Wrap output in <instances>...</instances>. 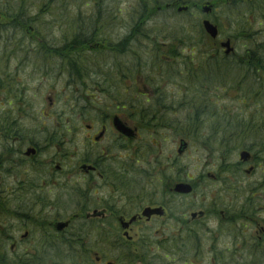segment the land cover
<instances>
[{
	"label": "flooded vegetation",
	"instance_id": "flooded-vegetation-1",
	"mask_svg": "<svg viewBox=\"0 0 264 264\" xmlns=\"http://www.w3.org/2000/svg\"><path fill=\"white\" fill-rule=\"evenodd\" d=\"M49 1L57 13L45 30L62 39L76 36L61 47L52 42L39 61L51 65L55 58L79 70L67 69L74 94L56 115L47 112L54 103L41 110L30 106L20 77L0 75L12 80L0 84V264H245L246 251L254 264H264V106L256 105L254 116L245 108L251 98L264 105V0ZM10 2L0 19H32L28 0H17L13 7L23 11L13 13ZM205 4L207 17L201 14ZM163 13L201 23L208 18L224 36L223 43L211 42L208 57L240 67L236 76H225L222 90L234 93L240 107L208 115L210 139L226 153L210 149V171L198 177L180 176L181 138L168 159L155 143L163 129L181 133L176 117L171 129L161 123L176 108L150 107L156 94L144 85L137 105L115 104L119 92H135L129 37ZM25 31L32 45L41 44L35 29ZM61 48L66 57L56 53ZM218 96L208 93L211 102ZM33 113L49 115L42 124H26ZM73 138L77 145L70 150ZM182 183L189 193L175 190ZM250 225L254 235L248 239Z\"/></svg>",
	"mask_w": 264,
	"mask_h": 264
},
{
	"label": "rangeland",
	"instance_id": "rangeland-1",
	"mask_svg": "<svg viewBox=\"0 0 264 264\" xmlns=\"http://www.w3.org/2000/svg\"><path fill=\"white\" fill-rule=\"evenodd\" d=\"M8 0H1L0 1V11L6 10V4ZM30 2V3H29ZM18 2L17 0H11L10 5L13 7ZM38 5H40L41 11L38 8ZM28 8H32V10L29 9V15L32 18V22H25L27 26H32L33 29H35V34L38 35V37L41 40V44L37 43L36 45H32V42L29 40L28 35L25 34L24 30H19L17 28H9L6 26V22L1 21L0 26V74L1 75H7V76H18L21 78V81L23 84L28 86L27 91H24V95L26 97V101H30V106L37 109H45L49 108L51 104L54 103L53 109L51 111H47L50 115H56L54 114L57 112H63V109L65 107L66 100L70 98V95L73 92L72 88H67V83L70 82V79L67 75V69L70 73L78 75V66L74 67L76 69H72L70 65L66 68L67 64H62V62L58 59L53 58L51 65H46L45 63L40 62L39 60L43 59H35L33 58L35 55L40 54L41 52V46L42 44L48 47H61L64 43L70 41L72 38H74L76 35H67L63 38V35L51 31V30H45L46 28L51 29V19L50 16H53L54 13H57L55 10V5L50 7V1L49 0H28L27 3ZM52 11L48 14V11ZM39 12L38 17L35 18L36 12ZM44 11V12H42ZM26 17V16H25ZM24 20H29V18H24ZM9 23V22H8ZM179 23H182V29L184 32H188L193 34L192 29L194 24L197 25L198 21L193 16H178L176 14L170 15L168 13L166 14H160L156 16L155 18L151 19L149 22L148 27L144 30L145 33L148 32H157L158 26H165L166 27H176ZM165 27V28H166ZM198 27V25H197ZM16 29V30H14ZM181 31H177L178 34H181ZM155 33H152V35ZM118 39H122L124 35L118 34L115 35ZM224 37V36H223ZM223 37H220L219 41ZM9 40H16L17 43L20 46V49H24L26 52L18 53L17 50H15V47L17 44H14V46H9ZM52 42L55 43V45H52ZM160 43H164V41L160 40L158 41ZM132 59L133 62L130 65V68L132 69L131 73L134 76L133 82L135 81L133 85V89L135 87V92H133V96L130 95H124L123 97L119 96L121 92L118 94V98H116L115 104L118 105H124L129 106L130 103L137 105L139 100L141 101L138 91H142V86L144 85L147 90L152 91L155 93L154 89H160L164 93L162 97H167V106L172 107L170 102L178 100L180 97V92L178 91V87L176 88L174 84L172 83V80L168 83H158L157 79L155 78V75H157V71H160L161 67L153 66L152 63V57L155 55L154 48L155 46L148 41H140V42H133L132 43ZM165 49H171L172 44L169 40L164 43ZM52 45V46H51ZM18 46V45H17ZM11 48V49H10ZM49 48V47H48ZM12 52L14 49V55L17 57H10L6 58L7 52ZM166 51V50H165ZM190 50L186 49L184 46L177 45L176 46V56L177 58L174 60H171L172 68L171 69H177L178 71L181 70V61L184 55H188ZM167 55H169L167 53ZM23 57L24 60L21 58ZM78 57V56H76ZM6 58V59H5ZM47 58V57H46ZM78 59V58H77ZM119 60H122L119 58ZM71 61V60H70ZM141 65V66H140ZM125 65H119L120 68L123 70L126 69L124 67ZM163 69V68H162ZM4 70V72H3ZM144 80V81H143ZM152 80V83L150 81ZM176 80V79H175ZM143 82V83H142ZM73 84V82H72ZM237 91V90H231L230 92ZM240 91V89H238ZM118 92V90H117ZM218 98H213V102H215L218 106V109H211L209 112L216 114L221 113L222 108L224 106H227L229 109L240 107V105L236 102L237 99H233L234 93L230 94H224L222 91H218ZM138 98H137V97ZM2 98V95H0V99ZM104 100V98H103ZM146 100V99H145ZM109 101V100H108ZM140 103V102H139ZM150 107L153 105V103H149ZM256 105L264 106L261 102H256L255 98H251L247 100L246 105V115L254 116L255 110L254 107ZM178 106V104L176 105ZM154 107H160L154 105ZM179 107V106H178ZM176 108L175 111H170L166 114H163L162 116H165L166 119H164V123L167 124L171 123L172 125L169 127L171 129L173 127V121L174 117L179 119V122L182 124L184 120L186 119V112L183 111V108ZM48 114V115H49ZM48 115H41V114H32L28 116V120L26 124H31V122H35L36 124H42L43 122H46V117ZM199 119H202L201 121V128L199 131L200 136L191 137L182 135V133L177 134L175 137L170 130H161L162 137L160 141H155V143L159 144V150L160 154L164 159L172 158L176 155V150L178 148L179 140L178 138H181L182 140H185L188 143V149L183 153L185 156H182L180 158L181 162V177L184 179L186 175L190 177H198V173L200 171L209 172L210 171V162L212 159L209 158L208 154H210V147L212 144V141L210 139L211 135H209L210 129H208L210 120L208 115H201ZM31 121V122H30ZM48 122H53L52 120ZM150 129H152L150 127ZM162 129V128H160ZM43 135V134H42ZM39 137V136H38ZM41 137V136H40ZM76 138H73V141ZM210 139V140H209ZM166 142H165V141ZM205 141V142H204ZM75 142V143H74ZM74 142H70V150L73 149L74 146L77 145V140ZM208 156V157H207ZM168 161V160H167ZM169 162V161H168ZM170 163V162H169ZM171 165V164H170ZM185 172H187L185 174ZM255 179V178H254ZM257 178L252 181V183H255ZM247 185V183H246ZM258 219V218H257ZM250 224H253L254 222H247ZM249 225V224H247ZM246 237L248 239L252 238L254 235V232L252 230V226H246L245 230ZM250 244H247L246 249L248 248ZM255 257L254 255H251L246 251L245 254V264H254Z\"/></svg>",
	"mask_w": 264,
	"mask_h": 264
},
{
	"label": "trees",
	"instance_id": "trees-1",
	"mask_svg": "<svg viewBox=\"0 0 264 264\" xmlns=\"http://www.w3.org/2000/svg\"><path fill=\"white\" fill-rule=\"evenodd\" d=\"M15 9L19 10L20 12L23 11L21 6H17L16 8H9L8 13L15 12ZM219 19L222 18V11L219 12ZM197 25L194 24L192 32H184L182 23H179L178 26L170 28L163 26H158L157 32H142V33H135L132 36L129 37L133 42H140V41H148L149 43L153 44L155 46L154 52L155 55L152 57V63L153 66L161 67L160 71H157V75H155V78L157 79V82L165 83L170 82L172 80V83L180 92V97L174 103V101L170 102L172 107H178L183 108V111L186 112V119L181 124L180 123V130L182 135L196 137L200 136L199 131L201 128V121L202 119H199L201 115H209L210 114V108H217V104L215 102H211V99L208 97V93L210 91H214V93L218 91H222L225 84L227 83L225 81V76L227 74H230L232 76H236V74L240 73V67L234 68H228L225 66H222V62L224 61L222 57H208V48H210L211 41L207 37V35L204 33L202 26L198 19ZM2 22H6L5 27L9 28H17L19 30H25L26 23L32 22V19L24 20V18H18L14 15L8 16L5 19H2ZM9 22V23H8ZM1 26V21H0ZM166 27V28H165ZM16 30V29H14ZM181 31V34H178L177 31ZM152 33H155L152 35ZM222 35V34H220ZM234 39L238 38V35H233ZM32 41L31 39H29ZM126 40V39H125ZM164 41L167 42V40L170 41L172 44L171 49H165V44L160 43L158 41ZM127 41V40H126ZM9 46H14V44H17L15 47V50H17L18 53H23L25 50L22 48L20 49L19 44L16 40L12 41L9 40ZM181 45L184 46L186 49L190 50V54L184 55L181 61V70L178 71L177 69H171L172 68V62L171 60H174L177 58L176 56V46ZM11 49V48H10ZM7 52L6 58L15 57L14 55V49L12 52ZM166 50V51H165ZM55 51V50H54ZM73 49H70L69 52H72ZM49 52L47 50V47L42 44L41 46V52L38 55H35L33 58H43L45 59ZM58 55H61L63 57H66L67 51H64L62 48L60 51L56 52ZM167 53L169 55H167ZM26 55V52H25ZM5 58V59H6ZM23 60L24 58L21 57ZM141 66V65H140ZM76 67V66H74ZM72 67V69H76ZM163 68V69H162ZM239 70V72H237ZM4 72V70H3ZM253 73V72H252ZM1 75V74H0ZM5 75V74H4ZM7 76V75H5ZM176 79V80H175ZM234 79L230 80V83L235 86L236 82L233 81ZM12 80L10 79H0V84H8L11 83ZM152 83V80L150 81ZM232 89V88H231ZM1 90V89H0ZM6 91V93L9 92L7 88L3 89ZM243 90V89H242ZM155 97L150 100V103H153L151 107L160 106V107H169L167 106V97H162L163 91L160 89L155 90ZM217 99V98H215ZM178 104V106H176ZM150 106V105H149ZM219 114H223L222 112ZM218 115V114H217ZM9 121V120H8ZM164 119L161 120V123H164ZM8 123V122H7ZM166 123V122H165ZM232 124V123H231ZM2 122H1V116H0V128H1ZM160 127V125H158ZM6 127V125H5ZM235 129H237V125H235ZM214 132H217V127L213 128ZM2 131L0 130V133ZM2 134V133H1ZM0 134V137H1ZM213 137V134L211 135ZM210 140V139H209ZM205 142V141H204ZM216 144V143H215ZM213 142L211 144L210 149L214 150L211 151V153L218 156H223L226 151H224L225 147L223 144L215 145Z\"/></svg>",
	"mask_w": 264,
	"mask_h": 264
},
{
	"label": "water",
	"instance_id": "water-1",
	"mask_svg": "<svg viewBox=\"0 0 264 264\" xmlns=\"http://www.w3.org/2000/svg\"><path fill=\"white\" fill-rule=\"evenodd\" d=\"M182 10L185 11L186 8H182L181 11ZM202 11L203 13L208 14L210 12V8H208L207 6H204ZM203 27H204L206 34L209 35V37H211L212 39H215L217 37V33H218L217 28L214 27L212 24H210L208 21L203 22ZM222 46L228 48L229 44L225 43V44H222ZM184 148H186V144L182 142L181 148H180L181 151H183ZM241 157H244V153L241 154ZM175 190L181 193H189L191 191V188L188 185L180 184L175 187Z\"/></svg>",
	"mask_w": 264,
	"mask_h": 264
},
{
	"label": "bare ground",
	"instance_id": "bare-ground-1",
	"mask_svg": "<svg viewBox=\"0 0 264 264\" xmlns=\"http://www.w3.org/2000/svg\"><path fill=\"white\" fill-rule=\"evenodd\" d=\"M222 66H225V67L229 66L230 68L234 69V67H232V65H230L229 63H227L225 61L222 62Z\"/></svg>",
	"mask_w": 264,
	"mask_h": 264
}]
</instances>
